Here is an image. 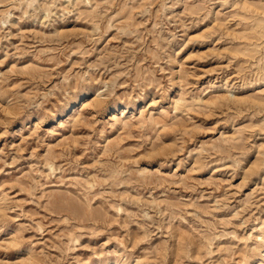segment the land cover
Listing matches in <instances>:
<instances>
[{"label": "rangeland", "instance_id": "obj_1", "mask_svg": "<svg viewBox=\"0 0 264 264\" xmlns=\"http://www.w3.org/2000/svg\"><path fill=\"white\" fill-rule=\"evenodd\" d=\"M264 0H0V264H264Z\"/></svg>", "mask_w": 264, "mask_h": 264}, {"label": "bare ground", "instance_id": "obj_2", "mask_svg": "<svg viewBox=\"0 0 264 264\" xmlns=\"http://www.w3.org/2000/svg\"><path fill=\"white\" fill-rule=\"evenodd\" d=\"M259 257H260L261 259H262V258H264V252H263V253H262V255H261V256H259Z\"/></svg>", "mask_w": 264, "mask_h": 264}]
</instances>
